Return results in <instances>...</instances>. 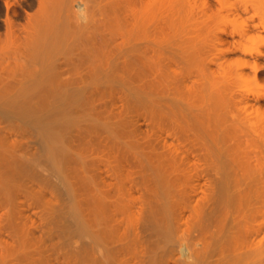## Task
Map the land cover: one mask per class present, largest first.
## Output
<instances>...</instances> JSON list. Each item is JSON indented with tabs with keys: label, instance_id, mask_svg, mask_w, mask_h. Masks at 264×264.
<instances>
[{
	"label": "bare ground",
	"instance_id": "obj_1",
	"mask_svg": "<svg viewBox=\"0 0 264 264\" xmlns=\"http://www.w3.org/2000/svg\"><path fill=\"white\" fill-rule=\"evenodd\" d=\"M23 1L0 34V264L264 258V0Z\"/></svg>",
	"mask_w": 264,
	"mask_h": 264
},
{
	"label": "rangeland",
	"instance_id": "obj_2",
	"mask_svg": "<svg viewBox=\"0 0 264 264\" xmlns=\"http://www.w3.org/2000/svg\"><path fill=\"white\" fill-rule=\"evenodd\" d=\"M20 1H23V0H20ZM34 3V0H25V1H23V5H24V8H27L28 6H30V5H32ZM20 10V12L22 13V17L21 18H19L18 19V22L19 23H24V21H23V17H25V13H24V11L23 10H21V9H19ZM6 6H5V0H0V34H4V32H5V28H4V24H3V21L5 20V18H6ZM264 34V33H263ZM263 34H262V36H263ZM262 39H264V37L262 38ZM250 40H248V42H249ZM255 41V40H254ZM254 41H252L251 40V42H254ZM251 42H250V44H251ZM264 42V41H263ZM245 43V42H244ZM246 44V43H245ZM230 57H231V59H236L235 57H237V54H230L229 55ZM262 62H261V65L264 67V59L263 60H261ZM261 66V67H262ZM258 81H257V84H259V85H262V86H264V68H262V70H259L258 71ZM252 84L251 85H253L252 87H254V84H255V82L254 81H252L251 82ZM254 83V84H253ZM249 85L248 86H250V83H248ZM256 85V84H255ZM119 97H115V99H113L112 100V98L111 97H108V98H104V99H102L101 101H99V105L100 106H102V105H104V106H108V108L107 109H109L110 108V112H112V113H110L109 112V110H107L108 111V113H107V115L105 116L106 117V122H107V120H108V122L110 123V122H112V121H115V119H111L110 120V118L109 117H107V116H109V113L110 114H114L115 115V117L117 118V119H120V118H118L120 115H125L126 113H127V101H125V99H122V101H121V99L119 98ZM110 99V100H109ZM118 100V101H117ZM119 100H120V102H119ZM123 100H124V103H125V106H124V103H123ZM108 101V102H107ZM123 103V104H122ZM106 104H109V105H106ZM113 115V116H114ZM114 117V118H115ZM108 118V119H107ZM119 160H116V162H115V164H113L114 165V167H116L117 168V170L119 171H116V173H117V176L119 177H121V176H123V179L125 180V183L127 184L128 183V179L127 178H129V179H131L130 178V176H128L129 175V172H128V170L127 169H125L124 170V164H122L121 162H118ZM106 162V161H105ZM120 163L122 164V165H120ZM117 164H119V166L117 165ZM118 166V167H117ZM121 167H122V169H121ZM125 167H126V165H125ZM116 168H115V170H116ZM120 168V169H119ZM120 170H122V171H120ZM127 171V172H126ZM121 173V174H120ZM128 174V175H127ZM127 176V178L125 177V176ZM117 177V178H118ZM125 177V178H124ZM127 180V181H126ZM118 181H119V179H118ZM130 185V184H129ZM132 198H133V204H136V205H134V211H136V209H137V205H140V195H138V193L136 194L135 192L132 194ZM136 199H138L139 201H137ZM136 200V201H135ZM136 202V203H135ZM183 260L182 261H184L182 264H185V262L187 261V259L185 258V257H183L182 258ZM241 264H264V258H260L259 259V261H257V262H253V261H251V260H249V261H246V262H244V263H241Z\"/></svg>",
	"mask_w": 264,
	"mask_h": 264
}]
</instances>
